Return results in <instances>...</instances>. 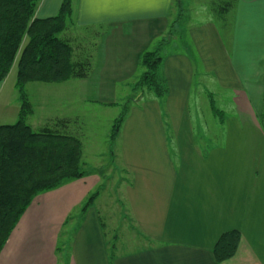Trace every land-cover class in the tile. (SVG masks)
Listing matches in <instances>:
<instances>
[{"label":"crops","instance_id":"0c3cea01","mask_svg":"<svg viewBox=\"0 0 264 264\" xmlns=\"http://www.w3.org/2000/svg\"><path fill=\"white\" fill-rule=\"evenodd\" d=\"M63 1L42 0L35 17H55ZM213 1L73 0L61 37L73 45L74 55L87 54L89 75L27 84L33 108L27 119L34 129L61 119L74 122L83 105L117 104L119 90H131L140 74L143 53L175 21L169 46L178 49L165 51L161 68L169 88L170 132L160 102L150 96L132 107L116 142L119 165L130 178L122 189L126 209L149 246L125 254L117 245L109 249L93 203L70 237L64 264H219L213 247L231 230L242 240L236 255L222 264H264V132L258 126L264 0H236L225 20L212 14ZM15 69L0 82V126L9 125L8 117L19 118L16 73L10 82ZM199 77L213 87L203 86ZM209 94L220 100L221 117L230 113L228 131L223 120H215L205 100ZM100 181L91 173L38 195L9 237L0 264H59V251L67 245L61 246V237L70 236L64 230Z\"/></svg>","mask_w":264,"mask_h":264},{"label":"trees","instance_id":"16d2710c","mask_svg":"<svg viewBox=\"0 0 264 264\" xmlns=\"http://www.w3.org/2000/svg\"><path fill=\"white\" fill-rule=\"evenodd\" d=\"M41 1L0 0V82L15 67V87L20 100L18 121L0 126V254L38 195L89 175L82 164L83 143L69 132L79 119L74 122L61 119L39 129H34L26 120L33 113L25 91L27 84L85 79L90 71L87 54L74 55L73 45L61 37L73 16V0H64L55 17L38 19L35 13ZM235 5L236 0H214L211 8L215 15L220 14L218 19L225 20ZM177 23L173 22L171 30L155 43V50H148L141 56V72L132 84L133 95L124 105H113L121 106L122 110L112 124L111 145H116L132 107L141 106L150 96L160 102L170 132L165 108L169 88L161 74L164 60L161 53L169 44L170 32ZM81 45L77 44L78 47ZM208 97L210 110L219 119L221 112L215 106L213 95ZM261 116L264 117V95ZM97 196L96 193L87 199L81 208L82 215ZM101 227H104L102 223ZM143 238L147 243L151 242L149 238ZM241 240V233L237 230L223 233L212 250L217 263L232 259ZM112 247L115 249L116 245Z\"/></svg>","mask_w":264,"mask_h":264},{"label":"rangeland","instance_id":"374dc122","mask_svg":"<svg viewBox=\"0 0 264 264\" xmlns=\"http://www.w3.org/2000/svg\"><path fill=\"white\" fill-rule=\"evenodd\" d=\"M210 10L211 8L208 6V11ZM212 14H214V12H212ZM215 16L218 18V16L220 17V14H216ZM198 19V17L194 18V20ZM155 49L156 44H153L149 50ZM177 49L178 48L173 49V47L168 44L163 48L161 55L164 56L165 51L171 52L172 50L177 51ZM15 73L16 69L11 75L12 77L10 82L12 83H14ZM199 83L203 84V86L208 85L209 88L213 87L212 81H207V78L204 77L200 78ZM200 88L201 87H198V90H200ZM212 91L215 92V90ZM197 92L200 93V91ZM132 95V90H129L128 92L123 89L119 90V100L117 104L121 106L124 105ZM215 98L217 97H213L215 106L219 109L218 103H220V100L218 101ZM205 100H207V104L209 105V97H206ZM121 106L107 108L88 104L83 105L80 108L81 115L79 120H77L78 122L70 127L69 132L78 136L83 143L82 164L84 171L89 174L97 173L101 177L100 185L90 193V196L96 193L98 194L96 200L94 201V207L100 214L99 218L104 226L102 229L105 233L106 241L109 244V249H112L113 245H117V251L121 252V254H125L147 247L149 246V243H147L143 236L139 234L126 209L122 189L124 186L123 183L128 181L130 178L125 176L119 165L118 143H116V145L115 143L111 145L110 141L112 124L113 121L120 115L122 110ZM191 110H194V107H192ZM200 110L202 113L203 109L200 108ZM230 117V113L227 112L224 117H221V119L219 118V120H223L222 122L224 124V128L227 131L231 127L233 121ZM216 119L218 120V118H215V120ZM26 120L28 122V119ZM5 123L11 125L16 122H13V120H10L8 117V120H6ZM221 126L223 128L222 124ZM258 126L259 130L264 132V117H262L261 114L259 116ZM80 208L81 206L73 212L71 222L69 223L68 228L64 230L66 235L70 236H68L67 239L65 236L61 237V246L63 243L67 245L61 247V251H59V264H64V262L68 260L71 255V247L68 243L71 239L70 237L74 235L79 228L78 226L80 224L81 217V213L79 211ZM115 236L117 238H114Z\"/></svg>","mask_w":264,"mask_h":264}]
</instances>
